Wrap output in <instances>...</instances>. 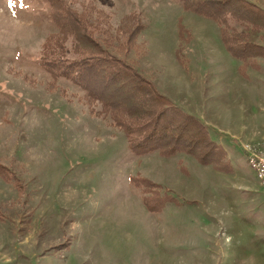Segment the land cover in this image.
<instances>
[{
	"label": "rangeland",
	"instance_id": "1",
	"mask_svg": "<svg viewBox=\"0 0 264 264\" xmlns=\"http://www.w3.org/2000/svg\"><path fill=\"white\" fill-rule=\"evenodd\" d=\"M73 28L202 121L230 171L131 154L98 102L39 65L46 37ZM251 35L264 46V32ZM254 60L258 70L240 65L219 25L180 0H0V163L14 175L0 177V264H264V187L247 161L264 152ZM135 174L176 203L151 210Z\"/></svg>",
	"mask_w": 264,
	"mask_h": 264
},
{
	"label": "trees",
	"instance_id": "2",
	"mask_svg": "<svg viewBox=\"0 0 264 264\" xmlns=\"http://www.w3.org/2000/svg\"><path fill=\"white\" fill-rule=\"evenodd\" d=\"M180 2L184 9L219 25L226 52L241 62L240 65L246 67L250 60L253 68L259 69L260 65L254 59L264 58V46L253 41L251 34L264 32L263 9L249 0ZM133 22L135 33L139 32L141 24L136 15ZM70 25L74 26L73 21ZM80 31V28L69 30L66 40L59 39L56 34L46 37L39 65L51 77L68 80L88 100L98 102L101 113L123 133L131 154L157 153L168 158L184 153L201 164H212L217 169L230 171L223 147L211 137L202 121L173 104L137 67L110 52L97 34ZM12 176L11 170L0 163V177L8 181ZM129 181L140 188L142 198L151 210L176 203L171 196L161 200L162 196L157 192L159 185L148 177L135 174Z\"/></svg>",
	"mask_w": 264,
	"mask_h": 264
},
{
	"label": "built area",
	"instance_id": "3",
	"mask_svg": "<svg viewBox=\"0 0 264 264\" xmlns=\"http://www.w3.org/2000/svg\"><path fill=\"white\" fill-rule=\"evenodd\" d=\"M247 161L255 170L259 183L264 187V152L251 151L247 156Z\"/></svg>",
	"mask_w": 264,
	"mask_h": 264
},
{
	"label": "crops",
	"instance_id": "4",
	"mask_svg": "<svg viewBox=\"0 0 264 264\" xmlns=\"http://www.w3.org/2000/svg\"><path fill=\"white\" fill-rule=\"evenodd\" d=\"M234 59V58H233ZM171 158H174V157H171Z\"/></svg>",
	"mask_w": 264,
	"mask_h": 264
},
{
	"label": "bare ground",
	"instance_id": "5",
	"mask_svg": "<svg viewBox=\"0 0 264 264\" xmlns=\"http://www.w3.org/2000/svg\"><path fill=\"white\" fill-rule=\"evenodd\" d=\"M226 107V106H225Z\"/></svg>",
	"mask_w": 264,
	"mask_h": 264
}]
</instances>
